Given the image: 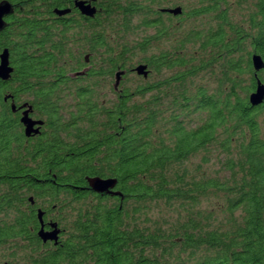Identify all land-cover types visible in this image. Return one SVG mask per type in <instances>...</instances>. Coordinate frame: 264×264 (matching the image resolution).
Listing matches in <instances>:
<instances>
[{
    "label": "trees",
    "instance_id": "1",
    "mask_svg": "<svg viewBox=\"0 0 264 264\" xmlns=\"http://www.w3.org/2000/svg\"><path fill=\"white\" fill-rule=\"evenodd\" d=\"M75 1L8 0L0 34L13 70L0 80V216L14 262L264 264V102L249 103L264 85L251 65L264 62V0H196L179 16L161 13L175 0H84L93 18ZM29 108L42 125L26 137ZM93 178L116 184L97 194ZM39 211L57 222L55 251L40 253L21 221Z\"/></svg>",
    "mask_w": 264,
    "mask_h": 264
},
{
    "label": "water",
    "instance_id": "2",
    "mask_svg": "<svg viewBox=\"0 0 264 264\" xmlns=\"http://www.w3.org/2000/svg\"><path fill=\"white\" fill-rule=\"evenodd\" d=\"M75 8L79 11V13L86 18H93L96 14L95 7L91 6L90 3L79 0L75 1ZM182 10L180 7L176 8H165L161 9V13H168L173 16H179ZM58 16H63L70 13V10H61L55 11ZM12 14V9L9 3L2 2L0 3V30L4 27L3 17ZM251 65L255 74L264 69V62L262 58L254 54L251 57ZM13 70L9 64V55L7 50H4L0 54V80L2 82H6L10 79ZM87 72V69L83 71L77 72L72 75V77H80L83 76ZM134 72L137 76H142L144 79L148 76L147 67L145 65H138L135 67ZM125 72L119 71L115 74V83L114 90H118L119 84L124 76ZM264 102V85L257 81L256 88L254 92L249 95V103L251 107H256L261 105ZM26 105H23L20 109L25 108ZM14 109V107L12 108ZM30 108L22 112V117L20 119L21 124L24 127V134L26 137H30L36 135L38 133V128L36 126H41L42 122L32 120L29 117ZM116 181L112 179L102 180L100 178L88 179L89 188L97 194H106L110 193L112 189L115 187ZM42 213L38 212V219L41 221ZM53 228L50 232H44L42 229L38 232V237L42 240V242L53 241L56 243L58 239L59 230L57 229L56 224H51Z\"/></svg>",
    "mask_w": 264,
    "mask_h": 264
},
{
    "label": "flooded vegetation",
    "instance_id": "3",
    "mask_svg": "<svg viewBox=\"0 0 264 264\" xmlns=\"http://www.w3.org/2000/svg\"><path fill=\"white\" fill-rule=\"evenodd\" d=\"M2 2L9 3L8 0H0V3H2ZM10 6H11V9H12V14L3 17L4 27L2 28V30H0V34L6 29L8 23H9V20H10V16L13 15V13H14L13 5L10 4ZM21 116H22V111H20V118H21ZM29 117H31V115H29ZM22 129H23V132H24L23 125H22ZM35 210H38V209H35ZM21 221L23 223H27V222L31 223L28 226H26L25 229L28 232H30L31 234H35L38 239H39L38 232L41 229L44 232H50V231L53 230V228L51 227V224H56L57 223L51 217L46 215L45 212H44L43 216L41 217V221H39V219L37 218L35 220L36 221L35 224L32 223L33 222L32 219H30V220L29 219H23ZM8 222H9L8 219H5V218L0 216V264H16L14 262V260L16 258L15 256L18 255V253H16L17 252L16 251V248H17L16 246H18V245H16V243H8V241L4 240V238H3V236H4L3 234H6V232H9V230H10L9 224H7ZM57 229H58V227H57ZM61 233H62V231H61ZM61 233H60V235H61ZM60 235H59V237H60ZM20 242H22V243H20L21 247H19V248H23V250L25 249V250H30V251L33 250L34 246H32L30 240H26V239L23 238ZM38 247L40 248V253L41 252L42 253H44V252L46 253L48 251H55L56 247H57V244H55V242H53V241H47V242H42L41 241L39 243ZM20 251H18V252H20ZM21 259H22V257H21Z\"/></svg>",
    "mask_w": 264,
    "mask_h": 264
},
{
    "label": "rangeland",
    "instance_id": "4",
    "mask_svg": "<svg viewBox=\"0 0 264 264\" xmlns=\"http://www.w3.org/2000/svg\"><path fill=\"white\" fill-rule=\"evenodd\" d=\"M196 0H175V4L171 5V6H165L163 7L162 9H165V8H175V7H180L181 9L184 8L185 6H189L190 4L194 3ZM178 3V4H177ZM175 5V6H174ZM141 32H142V29H139L137 31V35H141ZM152 33V30L148 31V34H151ZM132 76V75H131ZM130 79H134L133 77H130ZM105 95H107V98H111L112 95H111V92L109 90H106V92L104 93ZM195 163L198 161L197 159H195ZM217 166L215 165H212L210 168H209V171L211 173H216L217 171Z\"/></svg>",
    "mask_w": 264,
    "mask_h": 264
}]
</instances>
